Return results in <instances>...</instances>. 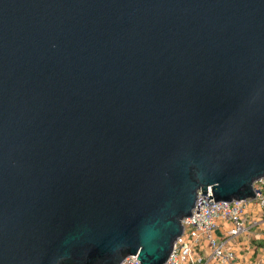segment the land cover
Masks as SVG:
<instances>
[{"label": "water", "instance_id": "95a60500", "mask_svg": "<svg viewBox=\"0 0 264 264\" xmlns=\"http://www.w3.org/2000/svg\"><path fill=\"white\" fill-rule=\"evenodd\" d=\"M262 177L264 0H0V264H164Z\"/></svg>", "mask_w": 264, "mask_h": 264}, {"label": "built area", "instance_id": "2783aa9c", "mask_svg": "<svg viewBox=\"0 0 264 264\" xmlns=\"http://www.w3.org/2000/svg\"><path fill=\"white\" fill-rule=\"evenodd\" d=\"M254 197L251 199L214 200L208 189L198 191L191 214L184 217L182 233L173 241L172 249L164 264H197L193 250L200 239L207 241L214 259H227L232 253L225 251L224 245L214 235L222 221L228 222L230 235L236 236L245 229L244 210L248 203L254 202L264 212V178L253 182ZM208 197V198H207ZM118 264H140L136 254L126 255Z\"/></svg>", "mask_w": 264, "mask_h": 264}, {"label": "crops", "instance_id": "0c3cea01", "mask_svg": "<svg viewBox=\"0 0 264 264\" xmlns=\"http://www.w3.org/2000/svg\"><path fill=\"white\" fill-rule=\"evenodd\" d=\"M245 229L233 236L228 232L230 224L222 221L215 229L214 235L224 245L225 251L232 257L214 259L207 241L200 239L193 254L197 264H264V212L254 202L246 205L244 210Z\"/></svg>", "mask_w": 264, "mask_h": 264}]
</instances>
